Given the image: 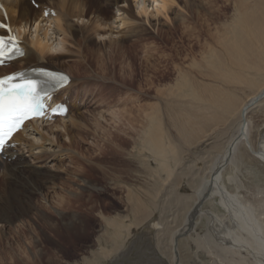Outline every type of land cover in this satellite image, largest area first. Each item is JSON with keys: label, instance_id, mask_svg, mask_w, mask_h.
Instances as JSON below:
<instances>
[{"label": "bare ground", "instance_id": "obj_1", "mask_svg": "<svg viewBox=\"0 0 264 264\" xmlns=\"http://www.w3.org/2000/svg\"><path fill=\"white\" fill-rule=\"evenodd\" d=\"M141 2L150 4L151 0ZM180 2L184 3L185 11L178 9L176 13L178 22H175L170 19L169 11ZM1 3L5 7L10 26L22 40L25 56L10 66L0 68V76L17 70L13 68L19 65L21 67H17L18 69L47 68L43 65L47 62L56 66V70L64 71L71 77L69 85L54 96L55 102L68 104V114L50 121L34 120L26 123L23 130L13 136L12 147L5 150L3 156L7 158L0 156L1 227L15 228L20 224L24 227L26 225L24 217L33 211L49 218L50 215L45 210L38 206L37 208L33 203L35 195L36 197L42 195V201L57 214H61V217L65 216L66 211H74L73 218L78 219L83 206H89L91 211L94 209V194L96 191L99 192L100 188L90 173L95 172L98 167H103L102 160L105 155L103 153L111 150L116 134L106 129V125L100 121L90 123L83 117V113H77V109L85 104L84 99L89 92L87 87L91 79L97 78L91 73L94 63L98 64L97 72L104 79H101L103 83L110 85L115 81V77H111V71L109 75L107 74V64L116 65L119 59L125 60L126 51L125 46L121 44L122 41H131L128 48L136 47L148 38L149 28H157V39L162 40V43L167 39L172 42L174 38L172 34L177 32L180 33L182 42L186 39L195 40L187 48L172 47L170 52L164 50L163 44L143 45L144 58L156 68V62L172 64L182 55L188 57L194 53L201 39L211 34L216 46L210 48L209 53L203 52L204 63L196 62L199 67L197 73L189 69L190 67L179 66L177 82L171 84L172 87L169 86L166 93L162 90V95L171 105L170 109L180 108V115L178 113L180 118L176 119L181 122L182 128L179 130L186 132L185 136H191L190 139L183 137L191 147L190 150L187 148L183 152H193L191 150L201 146V142L207 140V137L221 126L224 130L230 129L227 142L220 147L219 154L209 166L208 172L199 182L190 184L195 189L184 202V207L191 204V208L182 225L169 231L171 259L159 250V236L165 230V226L163 222L156 221L147 201L154 202L159 194L160 169L166 172L165 179L169 180L173 177H182L179 170H183L187 164H184L186 158L181 163L183 155L177 147L178 144L172 140L170 133L172 128L168 132L164 127L166 123L164 117L167 114L163 106L157 105L145 110L141 115L144 120L141 153L149 151L159 163V169L156 170L152 162L143 161L145 167L150 170L152 186L147 192L136 187L130 188L133 192L130 191L128 197L133 205L131 208L129 206V210L134 213L133 222L127 223L126 219L130 214L105 218L107 228L100 240L106 241L107 245L94 256L96 259L88 258L86 264H97L103 255L109 258L110 264L115 263V260L127 253L123 247L125 232L129 234L138 226L143 227L142 232L136 239L134 238L132 241L134 244L131 243L130 246L139 247L148 241L147 250L153 252L158 264H186L183 260L182 243L187 244L188 256L200 259L201 264H264V185L245 182L243 176H240L242 147L250 150L259 162L260 160L264 162V133L262 132L259 148H256L252 140V129L255 126L249 116L253 109L264 105V0H233L234 17L231 22L223 23L222 26V23L219 24L221 8L214 7V0H201L199 9L195 8L192 0H168L167 15L172 22L166 20L169 23L167 30L160 26L159 19L154 13L146 17L139 16L135 0H41L39 5L42 9L34 8L29 0H1ZM45 12H49L47 17ZM2 15L0 11V17ZM213 23L216 26L211 33L210 27ZM22 27L27 28V31H21ZM96 38L103 42V46L108 44L110 47L114 46L113 49L111 51L106 49L104 53H92L88 44ZM56 49L58 51H54ZM92 56H95V61ZM70 61L75 62V68L72 66L74 64L68 65ZM177 65L178 63L176 67ZM76 69L81 70L83 76L78 77L75 74ZM208 76L212 77L211 84L210 81H204V77ZM243 84L254 90L246 98L239 99L232 88L236 90L238 85ZM90 89L92 90L91 87ZM75 90L74 101L68 102V93ZM113 112L115 113L111 119H117L118 123L115 120L117 124L129 118ZM169 113L173 114V111L169 110ZM109 114V111L105 110L100 115L106 124L111 121L107 117ZM231 119L236 121L230 123ZM101 129L104 135H100ZM89 130L94 136L89 140V150L84 151L81 145L82 134L83 131ZM98 141L102 144L101 142L98 144ZM121 143L122 141L119 144ZM16 144L18 146L14 149ZM97 149L102 151L101 158L92 155ZM30 155L34 160L44 164L49 160L53 164L34 166L27 159ZM202 159L205 157L197 154L196 161L200 162ZM67 161L70 166H74V170L69 172L70 177L82 178V184L79 186L83 190H70L71 186L69 190L66 189L69 183L76 179L71 181V178L67 177L62 181V186H59L61 190L62 188L63 191L67 190L65 191L67 193L60 194L55 190L57 175L60 174L56 170ZM174 163L179 166L173 168L171 165ZM57 164L59 167H56ZM51 193H55L57 197L54 195L51 198L49 196ZM54 201L59 203L60 208L54 205ZM197 204H200V209L194 221H191L192 215L189 214ZM205 204H211V208L204 209ZM201 223L204 228L202 232L198 231ZM155 233H158L156 237ZM140 239L141 243L136 244ZM109 246L117 248V254L107 255L104 249ZM129 249L131 250V247ZM189 264L198 262L190 259Z\"/></svg>", "mask_w": 264, "mask_h": 264}, {"label": "rangeland", "instance_id": "obj_2", "mask_svg": "<svg viewBox=\"0 0 264 264\" xmlns=\"http://www.w3.org/2000/svg\"><path fill=\"white\" fill-rule=\"evenodd\" d=\"M29 1L31 2V0ZM40 1L41 0H35L37 5H33V3L31 4L36 9H42L39 5ZM214 1V7L221 8L219 24L222 23V26L223 23L231 22L235 11L233 0ZM180 3L176 4L177 6H175L173 10L169 11L170 19H173L175 22H178V19H176V13H178V9L185 11L184 3ZM192 3L195 5V8L199 9L201 7V0H192ZM114 9L115 8H113V10ZM158 19L160 26L165 28L164 30H167L169 23L172 22L171 20L169 23L166 22L163 17ZM159 23L157 25H159ZM213 24L210 27L212 30L211 33L214 32V28L216 26V24ZM149 30L150 33L148 34V38H145V40H143L140 45H137L136 47L128 48L129 44H131V41L121 42V44L125 46L126 55L128 56L125 55L124 61H122L123 58L119 59L120 61H118L116 65L107 64V74L109 75V71H111V77H115V81L110 85L103 83L104 81L102 80L104 79L100 77V74L97 72L98 64H93V67H91L93 72L91 73L97 78L94 77L96 79H94L95 81L91 79L90 85L87 87L89 88V92L84 99L85 104L83 106L81 105V107L77 109V113H83V117L88 122L93 123L95 121H100V123L105 124L106 129L112 131L113 134L116 132V134H114V142L111 145V150L108 149V151L103 153L105 154L102 160V163L104 164L103 167H98L95 172L90 173V176L97 180L98 188H100L98 189L99 192L96 191L94 194V209L91 211L89 206H87L88 208L83 206L82 213L79 214L80 218L78 219L73 218L72 212L74 211H66L64 214L66 217H61V214H57L53 208H50L46 203H44L45 201H42V195H37V197L35 195L33 198V203L35 206H38L43 211L45 210L47 214L50 215V217L45 218L39 213L33 211L28 216L24 217L25 219L23 218L25 221L24 223L26 224L24 227H22V224H20L19 227L15 226V228L13 226H0V264H86L88 258H91L92 260L96 259L94 256L98 255V253L102 251V247L107 245L106 241L102 242L100 240L105 229L107 228L105 218H113L123 214H130L129 218L126 219L127 223L133 222L134 213H132L131 209L129 210V206L131 208L133 205V202L128 197L129 192H133L130 190V188L136 187L147 192V190L152 186V176L150 175V170L145 167L143 161L148 160L149 162H152L153 168L156 170L159 169V163L155 161V156L152 153L149 151H144L143 154L141 153L143 136L142 132L144 130V120L141 118V115L145 110H149L152 106L157 105L163 106L165 114H167V117H164V122H166L164 127L167 129V131L172 128L170 130L172 140L176 142V145L178 144L177 147L183 155L181 163L186 158V160H184V164H187L183 170H179L182 172V177H173L169 180L165 179L167 177L166 172L161 171L160 169V191L156 197V202H149L146 200L148 202L147 205H150L149 207L153 212L156 221H161L164 223L165 230L160 233L158 241L159 250L168 259H171L172 250L170 249L169 245V231H172L174 228L182 225L186 214L190 210L189 208H191V204L188 207H184V202L188 200L187 198L193 194L195 189L190 184L193 182L196 184L208 172L209 166L214 161V158L219 154L220 147L227 142L226 140L229 136L230 129L224 130L221 128L223 126H221L214 133L208 136L207 140L201 142V146L191 150L193 152L195 150L194 153L190 152V154L188 153L189 151L183 152L184 150H187V148L190 150L191 147L187 144L185 139H190L191 136H185L184 134H186V132L179 130V128H182L181 122L176 119L180 118V108L177 109L176 107L173 110L170 109L171 105L168 104L162 95V90L165 92L168 88L172 87L171 84L173 85L177 82L179 78V66H185L187 68L190 67L189 69H192L193 72L196 71L197 73L199 67L196 65V62H203V52L209 53L210 48H214L216 46V41L214 40V37L209 34L206 38L201 39L200 44L198 47H196L194 53L189 54L188 57L182 55L181 58L176 61V63L172 64L169 62H156L155 68L153 67L152 63H148L144 58L145 56L142 50L145 48H143V45L155 46L157 44L160 46L163 44L164 50H166V52H170L172 47L178 49L181 47L187 48L190 44L194 43L195 40L186 39L182 42L180 39V33L177 32L172 34L174 35V40L172 39V42L167 39L164 40L166 42L163 41L162 43V40L160 41L157 39V28H149ZM88 46L92 53H104V51L107 50L111 51L114 47H110L109 44L107 46H103V42H100L99 38L92 39ZM175 53L176 52H174V54ZM193 54L195 55L192 56ZM129 55L132 58H129ZM94 58L95 56H92L93 60ZM177 63L178 65L176 67ZM66 64H68V62H66ZM43 65L48 68H55L56 70V66L50 63L45 62ZM68 65H72L74 68L76 66L75 62L71 61ZM17 67L21 66H15L13 69H18ZM112 71H114L115 74ZM80 73L81 70H75V74L78 77L83 76V73ZM204 81H210L211 84L212 77H204ZM244 85L245 84L238 85L236 90L232 88L235 94H238L237 97L239 99L246 98V96L254 90V88ZM75 92L76 90L70 91L68 93V102L72 103L74 101L73 97L75 96ZM177 104L181 105L179 103ZM168 109L173 111V114H168ZM105 110L109 111L110 113L107 115V117L111 120L109 124L104 123V121H102L100 118V115H102L103 111ZM113 111H116L118 114L128 116L129 118L125 119V117L122 116L125 121L120 123L121 125L117 124V119H111V116L113 113H115ZM249 116L253 121V125L255 126L252 129L253 144L256 148H259L262 135L264 133V105L253 109L249 113ZM234 120L235 119H231L229 122L231 123ZM176 126L179 127L177 128ZM101 130H99L101 132L100 135H104L102 133L103 130ZM82 135V149L84 151H86V149L89 150V140L94 135L92 134L91 130L83 131ZM120 141H122L121 144H119ZM100 142L101 141H98V144H100ZM17 146L18 145L16 144L14 149ZM118 146H122V148H119ZM98 150L99 149L96 150L97 152L94 151L92 155L95 154V157L97 156L96 158H101V156H103L102 151L99 150L98 152ZM206 151L208 152L207 154L205 153ZM35 152H37V150ZM195 153L204 156L205 159L197 162V154ZM251 154V151L246 150L245 147L240 149V158H243L241 164L242 172H240V176H243V180L245 182L264 185V162L261 160L259 162L257 158ZM29 157L30 158L27 157V159L30 161V163L32 162L31 164L34 166H51V164H53L51 160L44 164L34 160L32 155ZM4 158L6 159L7 156ZM60 166L61 167L58 169L56 167H59V164L54 167V169L56 168V171H59L58 173H60L57 175L58 185H55V190L60 194H64V192L67 190L63 191L64 188L61 190V187L59 186H62V181H65L67 177L68 179L71 178L69 172L74 170V166H70L68 161ZM171 166L176 168L179 165L176 166L174 163ZM0 172H2V168L0 169ZM75 178L70 179L71 181L75 179L73 181L75 183L70 182L68 188L66 189L69 190V187L71 186L70 190L79 189V191H82L83 189L79 186V184H82V178ZM3 180H5V177ZM66 193L67 192H65V194ZM51 194L49 195L51 198L54 195L56 196L55 193ZM180 197L183 199L179 200ZM58 204L59 203L57 201H54V205L60 208ZM203 208L208 210L211 208V204H205L203 205ZM202 225L203 224L201 223L198 226V231L200 232H202L204 229ZM142 228V226H138L135 227L129 234L128 232H125V243L123 244V247L127 253H125L123 257H120V259L118 258L119 260H115V263L111 262V264H158L153 252L147 250L149 248L147 244L148 241H145V243L141 244L139 247L134 245L130 246L131 243L134 244L132 241H134V238L136 239L138 234L142 232ZM157 235L158 233H155V237ZM140 243L141 239L136 244ZM113 247L114 246L105 247L104 250L107 255L110 256L117 254V248ZM129 247H131V250ZM181 249L184 256L183 260L186 262V264H189L190 259L196 260L198 264H201L200 259H196L194 256H188L187 244L182 243ZM97 264H110V260L109 258H106L105 255H103V258L98 260Z\"/></svg>", "mask_w": 264, "mask_h": 264}, {"label": "snow or ice", "instance_id": "obj_3", "mask_svg": "<svg viewBox=\"0 0 264 264\" xmlns=\"http://www.w3.org/2000/svg\"><path fill=\"white\" fill-rule=\"evenodd\" d=\"M138 5L137 14L142 17L154 13L155 17H163L169 20L168 0H151L150 4L142 3L141 0H135ZM164 5L163 8L160 6ZM127 5H125L126 7ZM47 15V13H45ZM170 22V20H169ZM83 23V21H81ZM0 27L9 29V25L0 23ZM21 31H27V28L22 27ZM103 39V37H101ZM0 38V65H4L13 57H22L25 53L17 46L15 37L7 42ZM58 51V49L54 50ZM39 75L46 77L48 82L56 87L67 86L70 82V77L65 74L58 73L53 76L48 72H41ZM8 80L16 81L17 74H11L10 77L0 79V151H3L9 141L12 140L13 134L22 124L30 117V114L43 116L41 110L42 95L38 90V82L33 79H25L23 74H20V82L7 84ZM48 95V93H44ZM2 174V173H0Z\"/></svg>", "mask_w": 264, "mask_h": 264}, {"label": "water", "instance_id": "obj_4", "mask_svg": "<svg viewBox=\"0 0 264 264\" xmlns=\"http://www.w3.org/2000/svg\"><path fill=\"white\" fill-rule=\"evenodd\" d=\"M199 209H200V204L195 205V207L192 209V211L189 214V216L192 215L191 221H194V219L196 218V213Z\"/></svg>", "mask_w": 264, "mask_h": 264}, {"label": "clouds", "instance_id": "obj_5", "mask_svg": "<svg viewBox=\"0 0 264 264\" xmlns=\"http://www.w3.org/2000/svg\"><path fill=\"white\" fill-rule=\"evenodd\" d=\"M160 7H161V8H163V7H164V5H161Z\"/></svg>", "mask_w": 264, "mask_h": 264}]
</instances>
